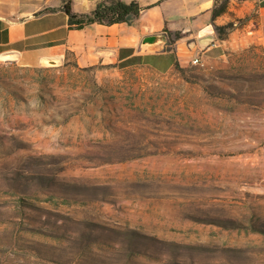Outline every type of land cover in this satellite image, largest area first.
Returning <instances> with one entry per match:
<instances>
[{
  "label": "rangeland",
  "instance_id": "1",
  "mask_svg": "<svg viewBox=\"0 0 264 264\" xmlns=\"http://www.w3.org/2000/svg\"><path fill=\"white\" fill-rule=\"evenodd\" d=\"M247 42L166 72L0 59V264H264V41Z\"/></svg>",
  "mask_w": 264,
  "mask_h": 264
},
{
  "label": "crops",
  "instance_id": "2",
  "mask_svg": "<svg viewBox=\"0 0 264 264\" xmlns=\"http://www.w3.org/2000/svg\"><path fill=\"white\" fill-rule=\"evenodd\" d=\"M106 1L69 0L77 14H90ZM120 1L136 2L143 9L138 18L69 30L63 0H0V59L35 66L60 63L68 53L80 67L143 65L166 72L175 61L202 57L223 40L264 41V0H229L214 18L218 0ZM225 25L220 38L215 27Z\"/></svg>",
  "mask_w": 264,
  "mask_h": 264
},
{
  "label": "trees",
  "instance_id": "3",
  "mask_svg": "<svg viewBox=\"0 0 264 264\" xmlns=\"http://www.w3.org/2000/svg\"><path fill=\"white\" fill-rule=\"evenodd\" d=\"M228 1L220 0V4L212 10V18L225 12ZM62 10L67 16L68 29L81 30L94 23L112 25L131 22L138 18L143 9L136 2L123 3L120 0H107L106 2L98 3L90 14H77L71 10L69 0H63ZM223 28L215 27L220 38L223 37Z\"/></svg>",
  "mask_w": 264,
  "mask_h": 264
},
{
  "label": "bare ground",
  "instance_id": "4",
  "mask_svg": "<svg viewBox=\"0 0 264 264\" xmlns=\"http://www.w3.org/2000/svg\"><path fill=\"white\" fill-rule=\"evenodd\" d=\"M2 60H10L9 57H2Z\"/></svg>",
  "mask_w": 264,
  "mask_h": 264
},
{
  "label": "built area",
  "instance_id": "5",
  "mask_svg": "<svg viewBox=\"0 0 264 264\" xmlns=\"http://www.w3.org/2000/svg\"><path fill=\"white\" fill-rule=\"evenodd\" d=\"M197 61H198L197 59L193 60L194 63H197Z\"/></svg>",
  "mask_w": 264,
  "mask_h": 264
}]
</instances>
